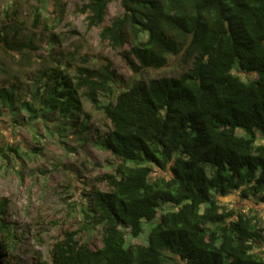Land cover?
<instances>
[{
    "label": "trees",
    "instance_id": "obj_1",
    "mask_svg": "<svg viewBox=\"0 0 264 264\" xmlns=\"http://www.w3.org/2000/svg\"><path fill=\"white\" fill-rule=\"evenodd\" d=\"M114 1L122 13L103 26ZM80 11L87 28H102L101 43L133 69L131 83L123 85L108 58L74 66L77 46L28 84L18 75L0 84V119L12 116L36 140L39 125L83 137L85 102L108 123L97 141L113 158V171L99 179L106 190L94 189L78 214L71 206L67 219L75 211L83 225L61 226L43 264H264L259 212L219 201L238 191L264 203V0H88ZM64 12L59 6L56 23ZM18 31L2 26L0 54L32 60L38 47L31 38L17 40ZM57 42L53 34L51 46ZM178 58L190 67L177 77L145 76ZM0 71L5 75L4 64ZM39 152L0 136L4 169ZM7 206L0 200V264L15 239ZM157 219L146 243H128L127 230L138 239ZM86 225L99 229V246L82 239L91 231Z\"/></svg>",
    "mask_w": 264,
    "mask_h": 264
},
{
    "label": "rangeland",
    "instance_id": "obj_2",
    "mask_svg": "<svg viewBox=\"0 0 264 264\" xmlns=\"http://www.w3.org/2000/svg\"><path fill=\"white\" fill-rule=\"evenodd\" d=\"M87 2L88 0H0V29L4 25H16L19 28L16 39L28 43L31 38L38 47L37 51H31L32 60L23 59L12 51L10 54L1 53L0 64L5 65V75L0 71V84L9 85L14 75H18L23 85L28 84L34 74L55 64L56 58H61L63 62L68 60L67 55L75 54L77 46L81 50L72 61L74 66L99 65L108 58L123 85L131 83L133 69L124 65L119 53L101 43L102 28H87V15L80 11ZM61 5L65 6L64 19L56 23ZM7 9L9 13L6 12ZM37 10L41 13L39 21L36 20ZM121 13L120 3L114 1L103 26L110 25ZM53 34L59 37V43L51 46ZM171 63L167 69L149 71L145 76L177 77L190 67L180 63V58L173 59ZM84 110L89 115V129L83 137L73 131L61 136L54 127L46 132L39 125V137L36 140L34 133L27 127L15 125L12 116L6 115L0 119L1 139L6 138L9 144L22 146L26 150L42 149L33 159L23 155V160H19L18 164H11L5 169L0 166V200H7L6 222L15 235L5 264L7 261L12 264L46 262L49 249L61 234V226L63 229L75 230L83 225L81 216H77L75 211V217L67 219L69 212H72L71 206L77 208L78 214L81 206L89 203L94 189L106 190V184L99 179L113 171L109 168V161H113V158L109 152L97 146V141L108 130V123L101 112L94 110L86 102ZM260 143L264 144V136H260ZM219 201L229 209L236 208L246 213L249 210L258 211L264 225V203L244 199L238 191L220 197ZM160 215L161 213L158 216ZM156 223L158 219L146 225L145 233L134 240H130L127 230L128 243H146L148 233ZM86 226L91 231L83 234L82 239L95 247L99 246V229H93L92 225ZM2 262L0 259V263Z\"/></svg>",
    "mask_w": 264,
    "mask_h": 264
}]
</instances>
